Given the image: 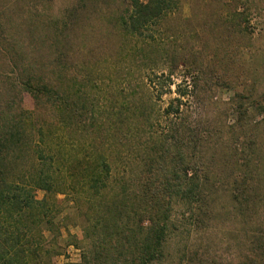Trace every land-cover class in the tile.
<instances>
[{
  "label": "rangeland",
  "instance_id": "obj_1",
  "mask_svg": "<svg viewBox=\"0 0 264 264\" xmlns=\"http://www.w3.org/2000/svg\"><path fill=\"white\" fill-rule=\"evenodd\" d=\"M130 8L131 0H0V121L34 113L9 168L21 175L37 164L41 128L78 151L96 140L134 182L142 170L160 185L174 167L196 169L204 194L191 206L173 199L164 255L151 264H245L253 246L231 191L242 163L264 157V0H173L136 32L121 23ZM30 80L59 94L38 98ZM54 189L64 242L54 264H88L90 239L102 233L89 226L86 237L94 212L73 207L65 182Z\"/></svg>",
  "mask_w": 264,
  "mask_h": 264
},
{
  "label": "trees",
  "instance_id": "obj_2",
  "mask_svg": "<svg viewBox=\"0 0 264 264\" xmlns=\"http://www.w3.org/2000/svg\"><path fill=\"white\" fill-rule=\"evenodd\" d=\"M172 2L131 0L121 23L139 31L169 13ZM31 80L25 88L36 97L59 94L48 82L34 84ZM65 102L60 100L57 106L62 108ZM33 119L34 113L21 110L0 121V264H54L53 257L61 253L64 242L61 219L54 212L58 201L56 196L49 200L48 195L56 192L54 188L61 181L67 184L65 192L72 196L74 208L94 212L88 219L86 237L91 238L89 226L102 230L96 239H90L86 263L90 264V257L95 264H151L160 259L168 234L166 210L173 199L189 206L199 201L206 189L200 172L174 167L157 185L149 182L150 171L142 170L134 182L132 169L114 170L111 156L96 140L84 143L78 151L75 145L69 149L45 139L40 128L33 156L37 164L21 175L13 174L9 166L22 150L27 132L24 122ZM242 164L248 169L235 177L231 194L234 209L245 219L247 246H253L247 251L245 264H264V157L252 165ZM38 190L46 192L43 198H38ZM147 213L151 215L145 224Z\"/></svg>",
  "mask_w": 264,
  "mask_h": 264
}]
</instances>
